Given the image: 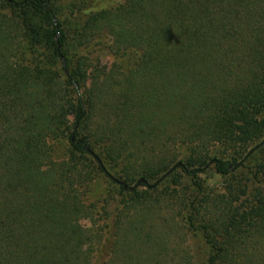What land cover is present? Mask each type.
I'll return each mask as SVG.
<instances>
[{"label": "trees", "instance_id": "1", "mask_svg": "<svg viewBox=\"0 0 264 264\" xmlns=\"http://www.w3.org/2000/svg\"><path fill=\"white\" fill-rule=\"evenodd\" d=\"M59 1L0 0V264H94L104 243L105 264H195L165 222L105 239L84 224L103 164L150 190L189 178L205 264H264V187L244 183L259 175L208 153L264 150V0H76L68 25ZM208 172L230 182L209 192Z\"/></svg>", "mask_w": 264, "mask_h": 264}, {"label": "rangeland", "instance_id": "2", "mask_svg": "<svg viewBox=\"0 0 264 264\" xmlns=\"http://www.w3.org/2000/svg\"><path fill=\"white\" fill-rule=\"evenodd\" d=\"M100 1L106 6H116L120 2V0ZM58 7L59 13L66 25L75 23L76 19H82L83 13L80 12L79 3L76 0H60ZM117 64H123L124 68L128 65L124 60L112 55L102 57L100 60V65L105 67ZM259 142L249 145L246 151L245 149L228 148L219 144L210 147L208 153L210 155L218 153L222 157H232L233 155L237 156L236 153L239 152V161L245 162V165L248 167L245 173L247 174L252 171V173L259 175L258 179H254L252 175H249L251 176L249 177L251 180H247V178L244 180V183L245 181L248 183L250 191H254L258 187H264V174H259L261 169L259 165L264 159V150L256 151V146ZM64 146L67 147V143L64 142L62 147ZM64 154L62 152V155ZM103 167L111 179L101 175L95 180L91 188L90 201L97 203L98 208L95 211L93 219L84 222L86 226L95 225L100 232L106 234L104 236L105 239L116 234L119 224L123 225L120 227L123 231L124 229L127 230L131 220L138 216L144 218L139 225V229L146 233L152 231L161 232L162 225L165 222L167 226L173 229V236L169 245L180 249L183 253L184 251H190L192 257H194L193 262L195 264H205L208 257V246L202 234L200 232L195 234L188 224L190 216L188 207L196 197V188L189 178L183 177L181 183L176 186L174 174L155 190H150L140 185L136 189H127L125 193H122L120 185L114 182L112 178L125 182L126 174L118 169L107 168L104 164ZM127 173L131 172L127 171ZM176 173L181 175L180 171ZM200 177L209 192L223 189L230 182V180H225L219 175L210 172L201 174ZM136 184L137 182H133L128 185L131 188ZM111 240L115 241L114 238ZM107 246L108 244L104 243L102 251L97 255L94 264H105L109 253Z\"/></svg>", "mask_w": 264, "mask_h": 264}, {"label": "water", "instance_id": "3", "mask_svg": "<svg viewBox=\"0 0 264 264\" xmlns=\"http://www.w3.org/2000/svg\"><path fill=\"white\" fill-rule=\"evenodd\" d=\"M88 151L97 159V161L102 165V161H101V159L94 153V152H92L90 149H88ZM103 169H104V167H103ZM116 183H118L120 186H123V188L125 189V190H127V189H131V190H133V189H136V188H138L141 184H147V181L146 180H142V181H140V182H138L134 187H129V185L128 184H126V183H124V182H122V181H120V180H118V179H116V178H112Z\"/></svg>", "mask_w": 264, "mask_h": 264}]
</instances>
